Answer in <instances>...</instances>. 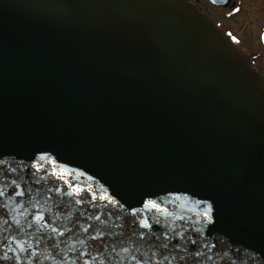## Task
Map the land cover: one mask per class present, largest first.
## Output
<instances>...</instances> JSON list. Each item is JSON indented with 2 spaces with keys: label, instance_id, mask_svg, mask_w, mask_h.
Segmentation results:
<instances>
[{
  "label": "water",
  "instance_id": "water-1",
  "mask_svg": "<svg viewBox=\"0 0 264 264\" xmlns=\"http://www.w3.org/2000/svg\"><path fill=\"white\" fill-rule=\"evenodd\" d=\"M0 184L38 264H264V75L185 0H0Z\"/></svg>",
  "mask_w": 264,
  "mask_h": 264
},
{
  "label": "snow or ice",
  "instance_id": "snow-or-ice-1",
  "mask_svg": "<svg viewBox=\"0 0 264 264\" xmlns=\"http://www.w3.org/2000/svg\"><path fill=\"white\" fill-rule=\"evenodd\" d=\"M241 11L240 8L237 7H233L232 8V12L235 13H239ZM231 14V13H230ZM229 35L232 37L233 40L239 41V37L233 35L232 33H229ZM47 157V154H42L40 156V160L43 161L45 160ZM50 159V158H49ZM52 163H56V161H52ZM35 167L37 168V170H40L43 168V165L39 162L35 163ZM11 171H16V169H11ZM54 175H57L59 179H64L65 175H71V173H64V172H59L58 170H54ZM81 175H84V173H81ZM11 184L14 186L12 188V193L13 195L16 196H24L25 195V191L23 189H20L19 191H17V188H19V185L16 184L15 180L11 181ZM69 186L72 188V193L71 194H80L83 192H91L92 194V198L93 199H103L106 201V204L103 207H107V204H113V205H119L120 202L118 200H116L112 195H104V196H99L98 193L96 191H94L91 187H87V186H83V185H79V184H74L69 182ZM57 192L61 191L60 188L56 189ZM169 195H172L171 193ZM5 196V191H4V187L2 184H0V198ZM81 202H83V197L81 198ZM151 205V207L156 208V209H161L162 205L160 203H158L155 200L149 199L147 201V205ZM33 208H38L39 204H35L32 205ZM94 207H96V205H94ZM122 207V205H121ZM132 212H136V209H131ZM163 211H167V209H163ZM0 212H2L3 214L0 215V221H2L5 225L9 224V219L14 221L16 225H18L19 227L15 228L14 231H16L17 233H20L23 231V227L20 226V221L17 220L15 218V216H12L11 213L7 210V206L0 204ZM213 207L211 204L208 205L207 210L203 212V216L207 218L208 221H212L213 219ZM107 215L111 216L113 215V213L111 211H109L107 213ZM7 216L9 217V219H5L4 217ZM32 219L36 222V224L34 225L33 223H28V228H36L37 231H40V229H48L51 232H56L59 235H64L65 231H69L71 232V229H60L57 227H53L50 223H48V221L45 219V215L42 212H35L34 215H32ZM89 220H100V215H90L88 216ZM79 223V222H77ZM133 223H135V220L133 221ZM139 223L142 225L143 228H151L152 225L149 224L147 219H143L140 220ZM158 223V221H157ZM92 227V225H87L85 227H83L81 229V231H83L84 233H88L89 229ZM122 227V226H119ZM134 235L136 234V232L133 233ZM139 236L140 237H144L146 235V233L144 231H139ZM3 236V233L0 232V237ZM105 236V232L103 231H95L94 234L92 236H90V239H92L93 241H97L100 240L101 237ZM45 237H47V232H45L42 236H41V240H44ZM50 239V237H49ZM9 240L12 244H16L19 246V251L15 252L13 256H9V252H13V249L11 247H9ZM81 243H83V241H80ZM39 243V242H38ZM61 243H63V241H61ZM103 243V241H101V244ZM192 243H195V241H192ZM168 247L167 244L164 245V248L166 249ZM177 247H179V245H177ZM61 251H63V249H60ZM69 251H75V249H69ZM113 251L115 252V247H113ZM122 251L124 252H129L130 249L129 248H123ZM21 253L23 254V257L21 256ZM196 256H200V252L197 251L195 253ZM100 256L99 251H97L96 256L94 257L92 255L91 252L84 250L83 252H81L77 257H76V262L77 264H96V259L97 257ZM27 259V261L31 262V264H38L39 261V256L37 255V249L34 245H28L25 246V243L22 242L21 240L18 239L17 235H11L10 237H6L4 239H0V264H8L9 261L11 260H15L18 261L19 264H25V259ZM48 259H55L54 257H48ZM71 259V258H69ZM131 260L135 261L136 264H144V258L143 257H137L135 255L131 256ZM164 261L168 260L167 256L163 257ZM62 264H64V262H62ZM101 264H103V261L101 262ZM149 264H161V259L160 258H156L153 261H150Z\"/></svg>",
  "mask_w": 264,
  "mask_h": 264
},
{
  "label": "flooded vegetation",
  "instance_id": "flooded-vegetation-1",
  "mask_svg": "<svg viewBox=\"0 0 264 264\" xmlns=\"http://www.w3.org/2000/svg\"><path fill=\"white\" fill-rule=\"evenodd\" d=\"M207 15L264 75V0H185ZM240 8L239 13L232 8ZM231 13V14H230ZM239 37L233 40L229 35Z\"/></svg>",
  "mask_w": 264,
  "mask_h": 264
}]
</instances>
